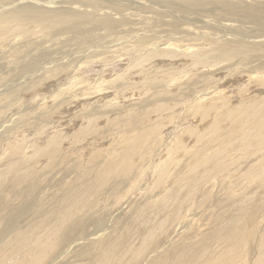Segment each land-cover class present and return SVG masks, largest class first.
Wrapping results in <instances>:
<instances>
[{
  "label": "rangeland",
  "instance_id": "rangeland-1",
  "mask_svg": "<svg viewBox=\"0 0 264 264\" xmlns=\"http://www.w3.org/2000/svg\"><path fill=\"white\" fill-rule=\"evenodd\" d=\"M90 1H91V3H89L88 1H85V2L87 4H93V6L97 9H93V8L91 9L90 7H89L90 9L89 8L85 9V6L88 7L87 5L83 4V6H82L81 4H79V3H82L83 0H0V6H1L0 7V16H2L1 14H3V13L7 14V12H8V14H10V13L15 12V11H19V10H23V9H29V8H30V10L33 9L36 11H38V10L39 11H47V10L50 11V10H52L56 13H62L63 12L62 14H64V13L66 14L69 12L75 13V12H80V11L85 13V10H86L87 13L91 14L92 19H93V17L96 19L97 18L101 19L102 17H104V16L107 17V15H108V18L110 19V21L112 19V22H113V26H112L113 29L111 27L109 29H105L104 27H100L99 26L100 24L94 25L93 23L91 24L90 22H88L86 19H82V21L80 20L79 23L77 22V27L81 30V32L80 31H75L73 33H70L68 31L63 32L62 30H64L65 26H59V27H56L53 29H49L47 31H45V30L39 31L40 33H38L37 35H36V33L32 32V35H28L25 37L24 36L16 37L14 39L9 38L6 41H3L2 44H0V47L2 46L0 48V98H2V100H3L2 101L0 99V101H2V102H0V156H1L0 157V174L2 172H4L6 170V168L14 161H16L19 164L20 163L23 164L21 167L25 170L24 172L22 170H20L19 172L16 171L15 173H10V174L4 175L2 178V183L0 184V199H1L0 205L2 206V207L0 206V238L1 237L3 238V239L2 238L0 239V242H1L0 245L3 246V243H4V244L9 245V248L12 249L11 250L12 252L11 251L5 252V253L2 251H0V252L4 256L17 255L16 257L19 258L20 262H23V260L25 258L28 260L31 259L33 263L34 262L38 263V262H40V260L42 261L44 259L39 264H51L53 262L54 263L56 262L57 264H64V263L65 264H93L94 261H96V259L98 257L100 258V255H102L104 252L108 251L109 248L113 245H116V251H118V252L115 251V254L119 253L120 251H124V249L126 251L128 249H131V248H135V250L141 249L142 247H141V243L139 242V237L142 236L144 234V232H146L145 230L149 226V225H145V224L142 225L141 220H144L145 217H147V216L152 218V216L148 212H146L145 217H143V218L140 217L137 219H135V218H136V215L137 216L139 215L136 212L139 210L140 206L143 205L144 201L147 199L144 191L146 188L151 187V186H147V185H149V184L152 185L153 182L155 181V178H152L150 169H148V166H151V161L150 160H141L138 156L141 154H138L137 156H136V154L134 155L136 157H134L133 162H134L137 170H138V168L148 169L145 172V174L142 177H140L142 179L140 180V178H139L140 181L137 184L136 188L131 187L129 185L130 182L135 179V177H136L135 173L130 174L131 177L134 176V177H132L133 179L130 176L126 177L125 180L120 179V178H116L117 180L112 179L109 182H107L104 186L100 185L96 179V176H95L96 175V167H95L96 163H98V162L102 163L105 160V158L107 156V153H106L107 151H109V152H111L113 150H116V151L118 150V152L120 151V147L117 146L118 142H115V140L116 139L118 140L119 139L118 137L122 138V135L124 133L131 131L130 130L131 126H133L134 128L135 127H139V128L141 127L140 128L141 131H146L148 129H151L152 126L155 127V126H158L160 123H162V126L164 127L163 131H161L162 134L160 136V133L157 132L159 134V136L155 138V141L158 142L160 140V137H161V143L159 145H157V149L154 150V153H152V156H154L153 159H155L154 161H158L159 160L158 153L162 149H164L165 147L166 148L170 147L171 146L170 142L173 141L174 137L175 138L179 137L180 133H176L178 135H176V134L174 135V132L176 130L179 132L180 130L188 129V127L189 128L192 127V128H190L191 130L196 129V128H199V129L204 128L205 129V127H203V123H200V121L198 119L199 117L198 118L194 117L191 119V117H190L191 115L188 113V107H190V105H192V104H195L197 102L196 99L198 97L202 96V94H204L207 91L210 92L211 90L216 89V92H214L212 95L208 96L207 99L216 98L218 95L223 94L224 96L226 95L225 97L229 100L230 105L234 104L235 106L237 105V101L239 100V99H237V98H239L237 96H240L241 91H245V93L243 95L247 99V101H250L254 98H255V100L259 99L261 97L264 98V96H263L264 95V89H263L264 87H260L257 84L256 79L253 81L250 80V77L255 78L256 77L255 75L257 73H264V0H171L173 5H172V3H169V6L167 5L168 0H90ZM165 1H167L166 2L167 4L165 3ZM190 1L193 4H191ZM152 2H155V3H153V5H152ZM158 2H160V3H158ZM140 4H141V6H140ZM154 4H156L158 6H156ZM187 4L189 6V9L192 11H189V13H186L184 11L183 12L178 11L180 9L185 10L188 7ZM196 4L199 5L198 8H197ZM103 5H104V7H103ZM75 7H76V10H75ZM230 7L232 9L235 8L236 11H233V12L229 11ZM10 9H12V10H10ZM67 9H69V10H67ZM110 10H112V11H110ZM253 10H254V12H253ZM123 11H124V13H123ZM125 11H129V13L128 12L126 13ZM134 11L136 13H134ZM141 11H144V12H141ZM154 11H156V12H154ZM250 11L253 12V14L251 15L252 19L250 21L244 20L240 14L243 15L244 13H248V12L251 13ZM148 12H150V13H148ZM256 12H258V13H256ZM121 13H123V14H121ZM140 13H142V14H140ZM154 13H157L156 14L157 17L155 16ZM116 15H118L117 18H116ZM255 15H257V16H255ZM3 16H4V14H3ZM123 16H125L126 18ZM141 16H143L142 17L143 19L141 18ZM134 17H138V18H136V20H134L135 19ZM256 18H257V20H256ZM149 19L151 21H149ZM204 19L206 20L205 23H204V21H205ZM114 20L117 23H115ZM133 20H134V22H133ZM143 20L144 21L146 20L145 22L147 24L145 22H143ZM228 20L231 21V23ZM154 21H156V22H154ZM259 21H261V22L258 24ZM128 22H129V25H128ZM130 22L132 24L136 23L138 25L134 24L135 25V28H134V25H132ZM141 22H143V23H141ZM220 22H223V23H220ZM172 23H173V25H172ZM168 24H169V26H168ZM226 24L227 25L231 24L232 27H229ZM92 25H94V26H92ZM154 25H155V27H154ZM221 25H222V27H221ZM172 26H173V28H172ZM235 26H237V27H235ZM30 27H32V28H29V29L33 30V26L30 25ZM152 27H154L155 29H153ZM182 27H184V29ZM208 27H211V30H213L214 31L213 33H215V34H212V31H210L209 30L210 28H208ZM223 27H224V29H223ZM234 27L238 30L236 31V29ZM149 28L153 29V30H149ZM231 29H232V31H231ZM128 30L130 33L127 32ZM162 30H164V31H162ZM192 30L194 31V33ZM203 30L204 31L207 30V31L204 32ZM60 31H62V32H60ZM138 33H140V34H138ZM179 33H181V35ZM206 33H207V35L209 34L208 36H210V37H208L206 35ZM156 34H157V36H156ZM210 34L212 35V37H216V36L222 37L226 41L233 42L234 45L237 44V46L239 45L240 42H241L240 44L245 42L244 44L246 46H249L248 44H250V46H252V47H254L255 45H258L259 50L262 47L261 48L262 51H257V50L253 51L248 56L250 59L248 58V60L245 62H241L240 59H236L233 61V63L235 65H233V63L230 64L231 67L229 64H228L229 67L228 66L226 67L225 64H220L221 67L218 66L217 68L211 69L208 71H207V69H199V68H195L193 70L192 65L187 63L185 65V71L187 69L189 70L192 68V71L189 73V75L188 74L187 75L183 74L182 76L179 75V78L174 80L172 83H158L154 86L152 85L151 87H146V89H144L142 94H141L142 96L141 95L139 97L135 96L133 99H130L125 104H123V103L120 104L119 107L117 106L118 108L116 107V109H117L116 111L114 110L115 108L113 107V105L109 108H106V109L102 108V106H103V105H101L102 103H98L97 100L95 101V103H97V104H95L93 101L91 103H85V105L83 103H81V101L77 100V98H81V97H79V95H80L79 92L84 90L86 88L85 86H87V84L89 86H91L93 84V82L95 85H96V82L98 85H100L102 82H105L104 84H102L101 89L108 88L109 89L108 92L112 93V94L114 92H116V90L119 91L122 89L125 90L124 88H130L129 86H126V85H130L129 81H126V80H124V82L119 81L120 83L119 82L117 83L118 84L117 88H119V87L120 88L119 89L116 88L115 91L113 92L114 89H113L112 84H107V83L110 82L109 78H111V80L113 79L111 77L112 75H114L112 73V71L118 72V71L123 70V68L126 67V64L130 61L128 59H131V57L133 56V51H135V49L138 50V47L140 46L139 44H142V47H144L145 42L146 43L148 42L145 45L144 49H146L147 46L149 45L148 49L151 48V50H153V49L155 50L156 47L160 43H169L172 45H176V47H178V53H181V52L187 53L188 51H189L188 53H191L190 48L192 49V51L196 50V49H201V48L202 49L205 48V49H203V51H206V50L208 51V50L213 48V42H214L213 39L211 38ZM226 34H228V35H226ZM142 35H144V36L142 37ZM214 35H216V36H214ZM136 37L139 38L140 42H138L139 40ZM150 37H152L153 40ZM197 37H199V38H197ZM160 38H161V40H159ZM200 38L202 39V41ZM166 39H168V40L170 39L169 42ZM17 40H19V41H17ZM176 40H178V41H176ZM150 41L152 42L151 44L149 43ZM157 41H158V43H157ZM8 43H10V46ZM136 44H138V45H136ZM134 45H136L137 47ZM180 45H182V46H180ZM8 46H9V49H8ZM179 47H181V48H179ZM199 47H201V48H199ZM129 49L131 51H129ZM132 49H133V51H132ZM180 49H182V51ZM13 51H15V52H13ZM80 51H82V52H80ZM93 51H94V53H93ZM124 52H126V53L124 54ZM129 52H131L132 54H130ZM91 54H93V56H91ZM123 54H124V56H122ZM129 55H130V57H129ZM119 58H121V59H119ZM91 60L96 61V63H93L94 68H95L93 71H91L90 68L85 69L87 62H89ZM160 60H162V59H160ZM160 60H159V62H161ZM183 60L185 61L186 59H183ZM174 61L176 62V64H173L171 66L174 68L173 76L174 75L176 76L180 73L181 69L183 70L182 64L180 62L182 60L175 59ZM166 63L167 62H165V61L162 64L160 63L161 65H164L162 70L166 69V67H165ZM240 63H241V66H240ZM83 65H85V66H83ZM72 66H73V68H72ZM119 68H121V69H119ZM223 68H227V69L224 71L218 72V70H222ZM240 68H242V70ZM80 69H81V71H80ZM83 70H85V71H83ZM105 70H106V72H105ZM45 71L48 72L49 74H47ZM198 71L201 72V74ZM254 71H255V74H254ZM50 72H52V73H50ZM79 72H82V73H79ZM100 72L105 73V76H103L104 74L100 73ZM163 72H165V71H163ZM226 72H228V73H226ZM239 72L241 73L242 76L241 75L239 76V74H240ZM97 73L100 75H98ZM246 73H248L249 76ZM82 74H84V76H86V82H88L87 84H86V82H83V80L80 78V76ZM107 74H108V76H107ZM210 74H212V75H210ZM250 74L251 75L253 74V76H251ZM95 75H97V77ZM231 76H233L234 78ZM238 76H239V78H238ZM152 77H154V76L152 75ZM100 78H102L101 83L99 82ZM185 78H186V80H185ZM240 78H242V79H240ZM103 79H104V81H103ZM229 79L231 80V82ZM247 79H249V80H247ZM95 80H96V82H95ZM214 80H216V81H214ZM245 80L247 82H245ZM202 81H204V83ZM89 82H90V84H89ZM213 82H215V83H213ZM218 83H220V84H218ZM79 84H81L82 86ZM94 84L91 87H94L95 86ZM226 84H228L229 86ZM220 85H223V86H220ZM109 86H111L110 88H112L111 92H110ZM155 88H157L159 90H157ZM175 88H176V90H175ZM235 89L236 90L238 89V90L236 91ZM60 90L61 91L65 90V92L66 91L67 92L62 93ZM166 90H168V91H166ZM218 90L219 91L221 90V91L219 92ZM233 90H234L235 94H234ZM169 91L170 92L174 91L173 93L177 94V96H175L174 98L179 99L175 102H172V105H174V107H176V108L174 109V111H175L174 117L170 122L166 123V118L163 117L162 113H151L149 116L150 118L148 117L147 121H141L138 124H134V122H132V121H131L132 122L131 125H130V123L126 124V122H124V120H125V119H123L124 115H125V113H123L125 111L124 109H128L127 111L132 109L135 111L134 115H136L141 110H143L145 108H151L153 106L152 104L155 101H152V100L155 99V95H159V97L162 99L170 98L168 95ZM68 92H70V93L67 94ZM260 92H262V95ZM59 93H62L63 95L57 96V98H55V95L59 94ZM191 93H193V94H191ZM224 93H226V94H224ZM144 94H145V96H144ZM197 94H199V95H197ZM72 95L77 96L76 100H75V98H73L75 96H72ZM248 95H250L251 97ZM5 96H7V97L5 98ZM60 97H62V98H60ZM184 98H187V99H184ZM233 98L234 99L236 98V99L234 100ZM74 100L77 101V103H75ZM69 101H71V103H69ZM146 101H148V102H146ZM78 103H80V104H78ZM144 103H148V104L145 105ZM71 104L75 108L78 106L79 107L77 109H75L74 107L72 108ZM73 104H76V105H73ZM184 104H185V106H183ZM67 105H69V106H67ZM99 105H101V106L97 107ZM136 105H139V106H136ZM59 106H60V108H59ZM89 106H90V108H89ZM125 106L126 107L132 106V107L126 108ZM86 107L89 109H86ZM71 108L73 110H71ZM97 108L99 109V111ZM139 108H141V110ZM61 109H62V111H61ZM92 109L94 111L97 110L99 114H102L100 112H103L104 114H102V115H105V112H107V111L111 112L110 115L115 113V112H118V113H116V117L120 118L119 116H121L120 119H122V121L117 122L116 126H114L113 124H108L111 122H109V121L107 122L106 119H105L106 121L103 119V120H101L102 124L99 126L100 128H99L98 133H94V134L86 136L87 138L84 137L83 139H80L82 141L79 143H78V139H77L76 143L72 142L73 140H71V139H73L74 134L76 132H78V130L81 128L82 124L84 123V121L82 119H80L81 115L86 114L87 112L93 111ZM60 112H62V113H60ZM119 112L123 113V114L120 115ZM69 113H70V115H68ZM133 118L134 117H132V120H133ZM195 118L198 119L197 124H196V120H194ZM77 119H79V120H77ZM70 120H71V122L75 121L76 123L75 122L71 123ZM186 120H187V122H186ZM189 120L190 121L193 120L192 122H195V123L193 124ZM142 122L143 123L145 122V124H143ZM185 122H186V124H185ZM188 124L191 126H189ZM173 125H175V126L173 127ZM183 125L185 127L186 126L187 127L185 128ZM198 125H199V127H197ZM195 126H196V128H194ZM179 127H181V128H179ZM178 128H179V130H178ZM15 130H16V133H14ZM46 130H47V132H46ZM11 131H13V132H11ZM29 132H30V134H29ZM163 132L166 133V137H165V134ZM7 133H8V135H7ZM55 133H56V135L57 134L63 135L64 139L60 143V147L59 148L57 147L56 148L57 150L56 149L54 150L53 161L48 162V160L46 158V151L49 149L46 148L45 142H47L48 138H50ZM99 133H101V134H99ZM24 134L30 136L29 141L32 139H33V141L35 139H36L35 141H37V139H39L37 141L39 143V145L37 144V142L36 143L33 142V146L28 144V145H24L25 148L23 147V150H24L23 152H25L24 156L26 158L29 157V159H30L28 163L17 161V160H19V156L11 157L10 156V149H7L9 147V144H11L13 141H15L17 139V135H24ZM67 134H68V136H67ZM6 135H7V137L5 138ZM92 135H93V137H92ZM131 135L132 134H130V136ZM12 136L14 138H11ZM107 137H109V138H107ZM100 138H102L103 141ZM1 139H3V140H1ZM184 139L187 140V143L189 144V146L192 147L191 144H192L193 138L191 140V137L188 136ZM44 140H45V142L43 143ZM86 140H87V143H86ZM162 141H164V142L162 143ZM40 142H41V144H43V146L40 144ZM73 143H75L77 145L75 146ZM85 143H86V145H85ZM114 143H115V145H114ZM64 144H65V146H64ZM81 144H82V146H80ZM38 146H40V149L44 148L45 153L43 156H38L37 155L38 152H36V153L33 152L34 151L33 148L38 147ZM61 146H64V148ZM105 146H106V148H105ZM65 147H67V148H65ZM109 147H111V148H109ZM70 148H71V151H70ZM75 148H77V149L75 150ZM93 148L101 149V150L106 151V152H103L100 154L99 157H102V158L100 160H98L94 165H90L87 163L80 164L77 160L78 154L82 153V154L88 155L89 150H90V152H91V150H95ZM215 149L216 148H214L213 151H215ZM5 150H8L7 154L4 153ZM86 151L88 152V154ZM28 152H32V153H28ZM1 153H3V154H1ZM180 153H181V151H180ZM27 154H28V157H27ZM62 154H63V156H62ZM67 156H68V158H67ZM183 157H184V159H183ZM16 158H18V159L15 160ZM65 158H67V159H65ZM180 158L182 159L181 161H179V158H178V162L180 163V165L172 171V176H174L175 178L181 176L187 170V165H186V163L188 161L187 155H182V156H180ZM40 160L42 161V163ZM68 161H70L72 163L69 164L70 162H68ZM243 164H245V165H243ZM81 165H83V167ZM24 166H26V167H24ZM236 166H238V167L241 166L240 167L241 169H243V168L245 169L247 167V163L243 160H240L237 163L235 162V164L231 167L232 172H234L238 168V167L235 168ZM33 169H35V170H33ZM38 169L40 170L39 173H38ZM42 171L44 173H42ZM89 174H90V177H89ZM43 175H44V177H43ZM23 176H25V177H23ZM13 177H15L17 179L16 183H12ZM33 178H34V180H33ZM35 179H37V180H35ZM127 180L128 181L130 180V181L127 182ZM233 180L235 182H240V184L242 181L244 186L241 188L247 189L246 192L247 191L248 192L253 191L252 193H254V195H256V197L258 196L259 192H261V194L264 195V192L261 191V189L264 187L263 182L257 181L256 185L255 184H248V187L245 188L247 186V184H246L247 181L244 180L241 177V175L237 178L233 175L231 180H226V182H224V183L221 182L220 185H217V186H212V184L203 185L195 193L197 196V197L195 196V198L196 199H198V197L201 198L202 195L211 192L212 197H215V199L211 202V204L207 203V205L205 206L206 208L210 209L211 207H213V205H216V197L219 198V196L221 194H223V192H222L223 185L228 184L226 186V187H228L229 181H233ZM30 181H31V183H30ZM87 182H88V184L86 185ZM25 183H28V184H25ZM143 183H145V184H143ZM168 183H170L169 180H168L166 185H168ZM23 186H25V187H23ZM98 186H99V188H98ZM258 186L260 189L258 188L256 190L255 188ZM79 187H81V188H79ZM251 187H253V188H251ZM87 188L89 190H87ZM95 188L96 189L98 188V190H97L98 192L96 191L94 193L93 191L96 190ZM211 188H213V191ZM249 188H251V189L248 190ZM81 189L82 190L84 189L83 191H85V190L88 191L86 199L79 201V203L76 205L70 203L67 200V198L70 197L71 195L75 194V193L82 191ZM93 189H95V190H93ZM107 189H110L111 191L107 190ZM19 190H21V191H19ZM67 190L70 191L71 193H69ZM76 190H78V191L76 192ZM112 192H113V194H111ZM235 192H236V195H238V199H240V200L241 199H247V194L245 195V192H243V191H242L243 194H241L239 192L238 187H235ZM256 192H258V193H256ZM66 193L68 195L67 197L65 196ZM6 196H8L7 197L8 199L6 198ZM79 196H81V195H77V199L80 198ZM147 196H148V194H147ZM90 199H92V200H90ZM84 201H86V202H84ZM195 201H197V200H195ZM13 202H14V204H13ZM19 202H20V204H19ZM39 205H40V207H39ZM195 205H197V204H195ZM19 206H21L23 209H25L26 212L25 211L23 212V209H21V207L18 208ZM71 206H72V208H71ZM84 207H85V209H84ZM199 210L202 211L203 207H200ZM43 212H44V214H42ZM133 212H134L135 216H134ZM223 213L224 212H221V214H213V215L211 214L206 220L202 219L204 222L199 221L198 226L200 228L197 229L195 232L190 233V234H189L190 231L184 227L185 225L183 224V222L180 223L181 225L176 224L178 227H179V225L181 226L180 228H181L182 232H181V230H179L181 233L177 231L178 228H175L177 226L176 225L173 226V224H172L166 230L167 234L158 237V239L156 241L158 244L155 245L156 242L153 244V248H152L153 251H151L152 249L149 250L142 259H140L139 261H137L134 264H145V263L150 264L151 259H153V257L155 256V253L157 251L161 252L159 254V258L166 256L165 254L167 252H165L164 254H162V253L164 252V250L168 251V247H169L167 245L168 242L174 241L173 243H175V245H173L172 247H169L170 251L168 254L173 253V251H179V252L182 251L180 246H181V244H183L185 242L187 244L191 245L190 247H192V248H194V246L197 244L207 243V239L210 240L209 237H211V236L217 237L220 234L219 229L214 228L213 224L211 222L217 221L220 224L223 223L224 226H226L228 221L231 219L230 214L235 213V212H230V213H225V214H223ZM45 214H48V215H45ZM68 214H69V216H68ZM40 215L43 217H41ZM33 217L35 219H33ZM48 217H49V219H48ZM56 217H58V218H56ZM62 217L64 218V220L61 219ZM153 219H154V221H157V218L154 217ZM2 220L5 221V222H3V224H2ZM44 220H46V221H44ZM195 220H196V218H195ZM66 221H69V222H66ZM152 222H153V220H152ZM59 223L62 224V227L58 231H55V229L57 228ZM7 224L9 225V227L7 226ZM49 224H51V225H49ZM6 226L8 227V229L10 228L9 232H8V229H4V228H7ZM51 228H53V229L51 230ZM261 228H262V226H261ZM183 229H185L184 232H183ZM61 230H62V232H61ZM21 231L23 233H21ZM57 232H59V233H57ZM171 232H172V235H171ZM2 233H4V234H2ZM14 233H15V235H14ZM207 233H209V234H207ZM8 234H9V236H8ZM26 237L27 238L31 237L34 242H35V239L38 237L36 240L37 241L39 240L38 242L40 244V247H35L31 243L27 247L28 249L25 248V245L22 244V241ZM173 237H175V238H173ZM195 238L198 239V242H196ZM174 239H176L177 241ZM104 240H106V241H104ZM178 240H180V241H178ZM135 241H136V243H135ZM230 241L232 242L233 239L231 238ZM160 242H161V244H160ZM193 242H194V244H192ZM179 243H181V244H179ZM108 244L110 247L108 246ZM18 246H19V248H18ZM52 246H53V248H52ZM175 246H176V248H175ZM29 247H30V249H29ZM48 248H49V250L47 251L46 249H48ZM98 248H100V249H98ZM96 249H98V250H96ZM36 252H38V253L36 254ZM149 252L151 254H148ZM24 253H25V255H24ZM44 253H47V256H46V254L42 256V254H44ZM62 253H63V255H62ZM88 254L90 257L88 256ZM18 255H20V256H18ZM60 256H62V257L60 258ZM116 256L120 257V255L119 256L116 255ZM16 257L8 260V262L6 260V262H2V264L10 263L11 261L12 262L19 261V260H17ZM27 257H29V258H27ZM34 259H35V261H34ZM87 261H89V262H87ZM20 262L17 264H21Z\"/></svg>",
  "mask_w": 264,
  "mask_h": 264
},
{
  "label": "bare ground",
  "instance_id": "bare-ground-1",
  "mask_svg": "<svg viewBox=\"0 0 264 264\" xmlns=\"http://www.w3.org/2000/svg\"><path fill=\"white\" fill-rule=\"evenodd\" d=\"M85 1H88L89 3H91L90 0H83L82 3H79L83 6L87 5L88 7L85 6L86 8H93V9H97L93 6V4H87ZM171 1V0H170ZM168 0L165 1V3L169 6V3H172V1L170 2ZM120 2V1H119ZM127 2V1H126ZM188 2V1H187ZM30 3V2H29ZM42 3V2H41ZM155 2H152V5ZM160 3V2H158ZM177 3V2H176ZM191 3V1H190ZM198 3V2H197ZM213 3V2H212ZM57 4V3H56ZM116 4V3H115ZM193 4V3H191ZM28 5V4H27ZM51 5V4H50ZM60 5V4H59ZM66 5V4H65ZM75 5V4H74ZM122 5V4H121ZM151 5V6H152ZM156 5V4H154ZM171 5V4H170ZM173 5V3H172ZM195 5V4H194ZM197 5V4H196ZM255 5V4H254ZM30 6V5H29ZM40 6V5H39ZM42 6V5H41ZM101 6V5H100ZM99 6V7H100ZM114 6V5H113ZM133 6V5H132ZM141 6V4H140ZM158 6V5H156ZM175 6V5H174ZM188 6V4H187ZM186 6V7H187ZM199 5H197L198 8ZM1 7V6H0ZM61 7V6H60ZM63 7V6H62ZM104 7V5H103ZM122 7V6H121ZM155 7V6H154ZM196 7V6H195ZM249 7V6H248ZM42 8V7H41ZM89 8V9H90ZM106 8V7H105ZM140 8V7H139ZM143 8V7H142ZM141 8V9H142ZM145 8V7H144ZM192 8V7H191ZM39 9V8H38ZM37 9V10H38ZM107 9V8H106ZM133 9V8H132ZM131 9V10H132ZM154 9V8H153ZM152 9V10H153ZM157 9V8H156ZM155 9V10H156ZM12 10V9H10ZM42 10V9H41ZM69 10V9H67ZM66 10V11H67ZM76 10V7H75ZM108 10V9H107ZM136 10V9H135ZM140 10V9H139ZM109 11V10H108ZM112 11V10H110ZM146 11V10H145ZM149 11V10H148ZM158 11V10H157ZM163 11V10H162ZM174 11V10H173ZM179 12H186L189 13V11H192L189 9V6L184 10V9H180L178 10ZM229 11L233 12L236 11V9H232L231 7L229 8ZM249 11V10H248ZM61 12V11H60ZM104 12V11H103ZM126 13L129 11H125ZM144 12V11H141ZM156 12V11H154ZM194 12V11H193ZM251 12V11H250ZM254 12V10H253ZM253 12L251 13H244L243 15H241V17L244 20H248L250 21L252 19L251 15L253 14ZM63 13V12H62ZM56 13L52 10H47V11H36V10H30L29 9H23V10H19V11H15L12 12L10 14L3 13L1 14L2 16H0V44L3 43V41H6L9 38H16V37H22V36H28V35H32L33 33H36V35L38 33H40L39 31H47L49 29H53L59 26H65L64 30H62L63 32L68 31L70 33H73L75 31H80L81 30L77 27V22L79 23V21L82 19H86L88 22H90L91 24L93 23L94 25L100 24V27H104L105 29H109L110 27L112 28L113 26V22L112 19L110 21V19L104 16L101 19L100 18H94L92 19L91 14L87 13L85 10V13H83L82 11L80 12H69V13ZM107 13V12H106ZM124 13V11H123ZM121 13V14H123ZM134 13H136L134 11ZM150 13V12H148ZM152 13V12H151ZM191 13V12H190ZM202 13V12H201ZM209 13V12H208ZM258 13V12H256ZM132 14V13H131ZM142 14V13H140ZM145 14V13H144ZM155 16L157 17V13H154ZM160 14V13H159ZM255 14V13H254ZM138 15V14H137ZM202 15V14H201ZM93 16V15H92ZM118 15H116L117 18ZM122 16V15H121ZM151 16V15H150ZM257 16V15H255ZM112 17V16H111ZM125 17V16H123ZM129 17V16H128ZM127 17V18H128ZM143 16H141L142 18ZM160 17V16H159ZM115 18V19H116ZM126 18V17H125ZM132 18V17H131ZM136 20V18L138 17H134ZM197 18V17H196ZM210 18V17H209ZM129 19V18H128ZM127 19V20H128ZM143 19V18H142ZM169 19V18H168ZM172 19V18H171ZM262 19V18H261ZM133 20V22H134ZM138 20V19H137ZM154 20V19H153ZM152 20V21H153ZM199 20V19H198ZM205 20V19H204ZM257 20V18H256ZM260 20V19H259ZM146 21V20H145ZM143 20V22H145ZM149 21H151L149 19ZM171 21V20H170ZM226 21V20H225ZM229 21V20H228ZM115 22V20H114ZM141 22V23H143ZM156 22V21H154ZM206 22V20L204 21V23ZM231 23V21H229ZM256 22V21H255ZM261 21L258 22V24ZM117 23V22H115ZM131 23V22H130ZM140 23V22H139ZM146 23V22H145ZM150 23V22H149ZM153 23V22H152ZM210 23V22H209ZM223 23V22H220ZM238 23V22H237ZM236 23V24H237ZM132 24V23H131ZM136 24V23H134ZM132 24V25H134ZM147 24V23H146ZM175 24V23H174ZM208 24V23H207ZM206 24V25H207ZM219 24V23H218ZM217 24V25H218ZM30 25L33 26V30L29 29L32 28L30 27ZM92 25V26H94ZM115 25V24H114ZM129 25V22H128ZM131 25V26H132ZM138 25V24H136ZM173 25V23H172ZM178 25V24H177ZM210 25V24H209ZM220 25V24H219ZM218 25V26H219ZM227 25V24H226ZM117 26V25H116ZM165 26V25H164ZM163 26V27H164ZM169 26V24H168ZM179 26V25H178ZM184 26V25H183ZM229 27H232L231 24L227 25ZM138 27V26H137ZM145 27V26H144ZM155 27V25H154ZM154 27H152L153 29H155ZM167 27V26H166ZM187 27V26H186ZM185 27V28H186ZM216 27V26H215ZM222 27V25H221ZM237 27V26H235ZM234 27V28H235ZM78 28V29H77ZM95 28V27H94ZM115 28V27H114ZM132 28V27H131ZM135 28V25H134ZM143 28V27H142ZM170 28V27H169ZM173 28V26H172ZM175 28V27H174ZM178 28V27H177ZM184 29V27H182ZM198 28V27H197ZM209 30L212 31V34L214 31L211 30V27ZM240 28V27H239ZM247 28V27H246ZM113 29V28H112ZM141 29V28H140ZM145 29V28H144ZM150 29L149 30H153ZM168 29V28H167ZM217 29V28H216ZM224 29V27H223ZM236 29V28H235ZM143 30V29H142ZM197 30V29H196ZM215 30V29H214ZM218 30V29H217ZM222 30V29H221ZM238 29H236L237 31ZM60 31V32H62ZM131 31V30H130ZM164 31V30H162ZM193 31V30H192ZM204 31V30H203ZM207 31V30H205ZM204 31V32H205ZM216 31V30H215ZM232 31V29H231ZM235 31V30H234ZM129 32V30L127 31ZM133 32V31H132ZM167 32V31H166ZM165 32V33H166ZM179 32V31H178ZM181 32V31H180ZM198 32V31H197ZM222 32V31H221ZM130 33V32H129ZM194 33V31H193ZM235 33V32H234ZM58 34V33H57ZM56 34V35H57ZM63 34V33H62ZM69 34V33H68ZM83 34V33H82ZM140 34V33H138ZM142 34V33H141ZM181 35V33H179ZM197 34V33H196ZM222 34V33H221ZM237 34V33H236ZM45 35V34H44ZM153 35V34H152ZM159 35V34H158ZM179 35V36H180ZM207 35V33H206ZM209 35V34H208ZM207 35V36H208ZM211 35V34H210ZM228 35V34H226ZM260 35V34H259ZM85 36V35H84ZM93 36V35H92ZM141 36V35H140ZM144 35H142L143 37ZM157 36V34H156ZM161 36V35H160ZM164 36V35H163ZM172 36V35H171ZM178 36V37H179ZM216 36V35H214ZM222 36V35H221ZM40 37V36H39ZM146 37V36H145ZM153 37V36H152ZM150 37V38H152ZM203 37V36H202ZM210 37V36H208ZM45 38V37H44ZM138 38V37H136ZM147 38V37H146ZM199 38V37H197ZM205 38V37H204ZM207 38V37H206ZM213 39V48L210 50H206L203 51V49L205 48H201V49H196L193 50L190 48L191 53H185V52H181L178 53V47H176V45H172L169 43H160L156 49L151 50V48L148 49V46L146 49L145 45L148 43L145 42L144 47H142V44H139L140 46L138 47V50L135 49V51H133V56L131 57V59L127 64L126 67L123 68V70L121 71H112V73L114 75H112L111 77L113 78L111 80V78H109V81L107 84H112L113 86V92L115 91V89L117 88V83L119 81H129L130 85H126L129 86L130 88H124L125 90H119L116 92L109 93L108 92V88H102V84H104L105 82L101 83L102 78H100V85L97 84L96 80V85L94 87L89 86L86 82V76H84V74H82L80 76V78L83 80V82H86L87 86H85L86 88L82 91L79 92V97L81 98H77L78 101H81V103H83L85 105V103H91L97 100L98 103H102L101 105L102 108L106 109L109 108L113 105V107L115 108L114 110L116 111V107L120 104H125L126 102H128L130 99H133L135 96L139 97L143 90L146 89V87H151L152 85H156L158 83H172L174 80H176L177 78H179V75L182 76L183 74H188L195 68H199V69H207L211 70V69H215L218 66L221 67L220 64H225L226 67L233 63L234 60L236 59H240L241 62H245L248 60V56L250 53H252L253 51L257 50V51H262V47L259 50L258 45H253L254 47L250 46V44H248L249 46H246L244 43L240 44L237 46L233 44V42L231 41H226L224 40L222 37H212ZM81 39V38H80ZM144 39V38H143ZM183 39V38H182ZM201 39V38H200ZM209 39V38H208ZM20 40V39H19ZM17 40V41H19ZM58 40V39H57ZM139 40V38H138ZM153 40V38H152ZM161 40V38L159 39ZM168 40V39H166ZM170 40V39H169ZM168 40V42H169ZM172 40V39H171ZM229 40V39H228ZM62 41V40H61ZM142 41V40H141ZM178 41V40H176ZM200 41V40H199ZM202 41V39H201ZM140 42V40L138 41ZM243 42V41H242ZM17 43V42H16ZM78 43V42H77ZM120 43V42H119ZM150 44L152 43L151 41L149 42ZM158 43V41H157ZM180 43V42H179ZM10 46V43H8ZM7 44V45H8ZM15 44V43H14ZM79 44V43H78ZM126 44V43H125ZM130 44V43H129ZM154 44V43H153ZM178 44V43H177ZM24 45V44H23ZM87 45V44H86ZM122 45V44H121ZM138 45V44H136ZM134 45V46H136ZM8 46V49H9ZM17 46V45H16ZM27 46V45H26ZM25 46V47H26ZM118 46V45H117ZM155 46V45H154ZM175 46V47H174ZM182 46V45H180ZM2 47V46H1ZM0 47V48H1ZM7 47V46H6ZM97 47V46H96ZM124 47V46H123ZM137 47V46H136ZM211 47V46H210ZM4 48V47H3ZM16 48V47H15ZM21 48V47H20ZM114 48V47H113ZM117 48V47H116ZM181 48V47H179ZM189 48V47H188ZM17 50V49H16ZM182 51V49H180ZM179 50V51H180ZM185 50V49H184ZM189 50V49H188ZM79 51V50H78ZM122 51V50H121ZM129 51H131L129 49ZM15 52V51H13ZM82 52V51H80ZM120 52V51H119ZM94 53V51H93ZM97 53V52H96ZM105 53V52H104ZM126 52H124L125 54ZM130 54H132L131 52H129ZM124 54L122 56H124ZM91 56H93V54H91ZM116 56V55H115ZM128 57V56H127ZM130 57V55H129ZM128 57V58H129ZM121 59V58H119ZM162 59V60H160ZM175 59H180L182 61V68L180 73L178 75H174V68L171 66L173 64H176V62L174 61ZM183 59H186L185 61ZM250 59V58H249ZM80 60V59H79ZM159 60L161 62H159ZM167 62L165 64L166 69L162 70V68L164 67V65H161L163 62ZM237 62V61H236ZM96 63V61H89L87 62L85 69H91V71H93L94 68V64ZM161 63V64H160ZM189 63L192 65L191 69H187L185 71V65ZM256 63V62H255ZM229 64V65H228ZM245 64V63H244ZM253 64V63H252ZM93 65V66H92ZM102 65V64H101ZM233 65H235L233 63ZM237 65V64H236ZM248 65V64H247ZM56 66V65H55ZM112 66V65H111ZM117 66V65H116ZM178 66V65H177ZM241 66V63H240ZM243 66V65H242ZM246 66V65H245ZM181 67V66H180ZM231 67V65H230ZM233 67V66H232ZM249 67V66H248ZM252 67V66H251ZM73 68V66H72ZM84 68V67H83ZM118 68V67H117ZM245 68V67H244ZM109 69V68H108ZM121 69V68H119ZM227 68H223L222 70H218V72L220 71H224ZM234 69V68H233ZM236 69V68H235ZM242 70V68H240ZM76 70V69H75ZM198 70V69H197ZM81 71V69H80ZM85 71V70H83ZM165 71V72H163ZM46 72V71H45ZM53 72V71H52ZM50 72V73H52ZM77 72V71H76ZM106 72V70H105ZM199 72V71H198ZM47 74H49L48 72H46ZM82 73V72H79ZM96 73V72H95ZM103 73V72H100ZM111 73V72H110ZM201 74V72H199ZM211 73V72H210ZM228 73V72H226ZM225 73V74H226ZM240 73V72H239ZM64 74V73H63ZM98 74V73H97ZM105 76V73H103ZM245 74V73H244ZM248 74V73H246ZM255 74V71H254ZM77 75V74H76ZM100 75V74H98ZM152 75L154 77H152ZM212 75V74H210ZM231 75V74H230ZM229 75V76H230ZM234 75V74H233ZM241 75V73L239 74V76ZM251 75V74H250ZM51 76V75H50ZM70 76V75H69ZM91 76V75H90ZM97 77V75H95ZM108 76V74H107ZM201 76V75H200ZM214 76V75H213ZM212 76V77H213ZM235 76V75H234ZM238 76V78H239ZM242 76V75H241ZM249 76V74H248ZM253 76V74L251 75ZM256 77H250V80H257V84L260 87H264V73H257L255 75ZM54 77V76H53ZM74 77V76H73ZM95 77V78H96ZM101 77V76H100ZM215 77V76H214ZM233 77V76H231ZM230 77V78H231ZM236 77V76H235ZM88 78V77H87ZM222 78V77H221ZM226 78V77H225ZM228 78V77H227ZM234 78V77H233ZM215 79V78H214ZM217 79V78H216ZM223 79V78H222ZM242 79V78H240ZM244 79V78H243ZM88 80V79H87ZM186 80V78H185ZM230 80V79H229ZM249 80V79H247ZM47 81V80H46ZM93 81V80H92ZM98 81V80H97ZM104 81V79H103ZM216 81V80H214ZM237 81V80H236ZM98 82V83H99ZM179 82V81H178ZM201 82V81H200ZM204 83V81H202ZM225 82V81H224ZM223 82V83H224ZM231 82V80H230ZM245 82H247L245 80ZM120 83V82H119ZM215 83V82H213ZM90 84V82H89ZM220 84V83H218ZM243 84V83H242ZM246 84V83H245ZM81 85V84H79ZM174 85V84H173ZM189 85V84H188ZM228 85V84H226ZM232 85V84H231ZM239 85V84H238ZM41 86V85H40ZM78 86V85H77ZM82 86V85H81ZM206 86V85H205ZM212 86V85H211ZM223 86V85H220ZM229 86V85H228ZM105 87V86H104ZM108 87V86H107ZM111 86H109L110 88ZM162 87V86H161ZM166 87V86H165ZM174 87V86H173ZM210 87V86H209ZM217 87V86H216ZM239 87V86H238ZM243 87V86H242ZM245 87V86H244ZM120 88V87H119ZM117 88V89H119ZM158 88V87H157ZM155 88V89H157ZM171 88V87H170ZM202 88V87H201ZM219 88V87H218ZM217 88V89H218ZM227 88V87H226ZM233 88V87H232ZM63 89V88H62ZM71 89V88H70ZM75 89V88H74ZM73 89V90H74ZM78 89V88H77ZM110 88V92H111ZM148 89V88H147ZM161 89V88H160ZM172 89V88H171ZM230 89V88H229ZM264 89V88H263ZM159 90V89H157ZM170 90V89H169ZM176 90V88H175ZM174 90V91H175ZM236 90V89H235ZM238 90V89H237ZM236 90V91H237ZM246 90V89H245ZM61 91V90H60ZM72 91V90H71ZM147 91V90H146ZM162 91V90H161ZM168 91V90H166ZM173 91V92H174ZM219 91V90H218ZM221 91V90H220ZM219 91V92H220ZM223 91V90H222ZM249 91V90H248ZM258 91V90H257ZM57 92V91H56ZM62 93L65 92L61 91ZM67 92V91H66ZM65 92V93H66ZM172 91L168 93L170 98H165L162 99L159 97V95H155V99L152 101L153 102V106L151 108H145L143 110H141V108H139L141 111L134 115V110H129L128 109H124L125 111L123 113H125L124 115V122L127 123H131L134 122V124H138L141 121H147L148 117L150 116L151 113H162L163 117L166 118V123L170 122L175 114L174 109L176 107H174V105H172V102H175L179 99L174 98L175 96H177V94H174ZM178 92V91H177ZM204 92V91H203ZM208 92V91H207ZM205 92L204 94H202V96L198 97L196 99V103L190 105V107H188V113L191 115V119L194 117H199V121L200 123H203V127L202 129L196 128V126L194 128L196 129H190L192 127H188V129H183L180 130L179 132L176 130L174 132V135L176 133H180L178 138H173V141H171L170 143V147H165L164 149H162L159 153H158V161H154L155 159L154 156H152V153H154V150L157 149V145H159L161 143V137L160 140L158 142L155 141V138L159 136V134L157 132L160 133V136L162 134L161 131H163L164 127L162 126V123H160L158 126H155L151 129H148L146 131H141L139 127H130L131 131H128L127 133H124L121 137H118L119 139L115 140V142H118V145L120 147V151L118 152V150H113L111 152L109 151H103L101 149H96L93 148L95 150H89V154L87 152L88 155L86 154H82L79 153L77 156V160L80 164H90V165H94L98 160H100L102 157H99L101 153L106 152L107 156L105 158V160L100 163H96L95 167H96V179L98 181V183L102 186H104L107 182H109L112 179H116V178H120V179H124L126 177H129L130 174L135 173L136 177L133 181L130 182V186L136 188L137 184L139 183V181L142 179L140 177H142L145 172L150 169L152 178H155V181L153 182L152 185H147V186H151L149 188H146L144 193L146 195V200L144 201L143 205L140 206L139 210L136 212L139 215H136V218H140V217H145V213L148 212L152 218H150L149 216L145 217L144 220L142 221V225H149L147 227V229L145 230L146 232H144V234L142 236L139 237V242L141 243V249H137L135 250V248H131L128 249L127 251L124 249V251H120L119 253L115 254L116 251V245L113 246H108L110 247L108 251L104 252L102 255H100V258L98 257L96 259V261H94L93 264H134L137 261H139L140 259H142L145 254L151 250L153 248V244L157 241L158 237L167 234L166 230L173 224H180L183 222V224L185 225L184 227L189 230V234L195 232L197 229H199L200 227L199 225V221L204 222L202 219L206 220L211 214H221V212L225 213H230V212H235L230 214L231 215V219L228 221L227 225L224 226V224H220L217 221H212L211 223L213 224L214 228H218L220 231V234L217 237H209V239H207V243H201V244H197L194 246V248L190 247L191 245L187 244L186 242L181 244L180 248L182 249V251H173V253L168 254L169 253V247H172L173 245H175V243L173 242H168V251H165L162 253L164 254L165 252H167L162 258H159V254L161 252L157 251L155 253V256L153 257V259H151V263L150 264H264V195L261 194V192H256L258 193V196L256 197V195H254V193L252 192H246L247 189H242L241 187L244 186V184L241 181L240 182H235L233 181H229V186L226 187L227 185H223L222 187V192L223 194H221L219 196V198L216 197V205H213V207H211L210 209L206 208L205 206L207 205V203L211 204V202L215 199V197H212L211 192L206 193L204 195H202L201 198L198 197V199L195 198L196 196V192L205 184H212V186H217L220 185L221 182H226V180H231L232 176L234 175L236 178L239 177L241 175V177L247 181V186L245 188L248 187V184H257V181H261L264 183V98H258L259 99H252L250 101H247V99L244 97V93L245 91H241L240 96H237L239 98L237 101V105L235 106L230 105L229 100L223 95H216V98H208V96L212 95L214 92H216V89L211 90L210 92ZM234 92V90H233ZM59 93L55 95V98H57V96H62L63 94ZM70 92H68L67 94H69ZM158 93V92H157ZM161 93V92H160ZM222 93V92H221ZM262 95V92H260ZM73 94V93H72ZM75 94V93H74ZM154 94V93H153ZM193 94V93H191ZM218 94V93H217ZM226 94V93H224ZM233 94V93H232ZM235 94V92H234ZM42 95V94H41ZM45 95V94H44ZM53 95V94H52ZM77 95V94H76ZM76 95H72L75 96L73 98H75L76 100ZM199 95V94H197ZM215 95V94H214ZM142 96V95H141ZM145 96V94H144ZM153 96V95H152ZM192 96V95H191ZM230 96V95H229ZM232 96V95H231ZM250 96V95H248ZM253 96V95H252ZM264 96V95H263ZM7 96H5L6 98ZM45 97V96H44ZM100 97V98H99ZM179 97V96H178ZM236 97V96H235ZM251 97V96H250ZM34 98V97H33ZM62 98V97H60ZM69 98V97H68ZM144 98V97H143ZM188 98V97H187ZM184 98V99H187ZM196 98V97H195ZM231 98V97H230ZM2 100V98H0ZM51 99V98H50ZM66 99V98H65ZM194 99V98H193ZM234 99V98H233ZM236 99V98H235ZM234 99V100H235ZM46 100V99H45ZM74 100V101H75ZM107 100V101H106ZM136 100V99H135ZM146 100V99H145ZM3 101V100H2ZM0 101V102H2ZM55 101V100H54ZM53 101V102H54ZM58 101V100H57ZM10 102V101H9ZM148 102V101H146ZM151 102V101H150ZM60 103V102H59ZM69 103H71V101H69ZM75 103H77V101H75ZM143 103V102H142ZM178 103V102H177ZM180 103V102H179ZM80 104V103H78ZM82 104V105H83ZM97 104V103H95ZM139 104V103H138ZM141 104V103H140ZM145 105L148 103H144ZM4 105V104H3ZM76 105V104H73ZM88 105V104H87ZM86 105V106H87ZM90 105V104H89ZM92 105V104H91ZM101 105L97 106L100 107ZM150 105V104H149ZM69 106V105H67ZM72 106V104H71ZM133 106V105H132ZM131 106V107H132ZM139 106V105H136ZM143 106V105H142ZM185 106V104L183 105ZM188 106V105H187ZM37 107V106H36ZM74 106H72L73 108ZM79 107V106H78ZM78 107H74L75 109H77ZM83 107V106H82ZM94 107V106H93ZM117 107V108H118ZM126 107V106H125ZM130 107V106H129ZM128 106L126 108H129ZM130 107V108H131ZM135 107V106H134ZM150 107V106H149ZM60 108V106H59ZM70 108V107H69ZM71 108V110H73ZM90 108V106H89ZM86 107V109H89ZM143 108V107H142ZM187 108V107H186ZM68 109V108H67ZM74 109V110H75ZM98 109V108H97ZM121 109V108H120ZM79 110V109H78ZM85 110V109H84ZM93 110V109H92ZM109 110V109H108ZM111 110V109H110ZM179 110V109H178ZM62 111V109H61ZM99 111V109H98ZM98 111H90L87 112L86 114L81 115V118L84 123L82 124L81 128L78 130V132H76L74 134V137L72 142H77L78 139V143L81 142L84 137L94 134V133H98L99 131V126L102 124L101 120H107V122H111L108 124H113L114 126H116L117 122L122 121L121 116H119L120 118L116 117V113L115 112L113 114L110 115L111 112L107 111L105 112V115L103 112H100L102 114H99ZM137 111V110H136ZM122 112V111H121ZM179 112V111H178ZM185 112V111H184ZM62 113V112H60ZM72 113V112H71ZM120 113V112H119ZM123 113H120V115H122ZM77 114V113H76ZM75 114V115H76ZM188 114V115H189ZM70 115V113L68 114ZM80 116V115H79ZM78 116V117H79ZM158 116V115H157ZM132 117L133 120H132ZM156 117V116H155ZM77 118V117H76ZM113 118V119H112ZM150 118V117H149ZM47 119V118H46ZM75 119V118H74ZM176 119V118H175ZM198 119H194L196 120V124H197V120ZM48 120V119H47ZM46 120V121H47ZM79 120V119H77ZM105 120V121H106ZM159 120V119H158ZM104 121V122H105ZM132 121V122H131ZM185 121V120H184ZM190 121V120H189ZM193 120H191V123H195L192 122ZM49 122V121H48ZM71 122V120H70ZM75 122V121H73ZM71 122V123H73ZM151 122V121H150ZM187 122V120H186ZM185 122V124H186ZM76 123V122H75ZM143 123V122H142ZM165 123V124H166ZM172 123V122H171ZM175 123V122H174ZM190 123V124H191ZM38 124V123H37ZM55 124V123H54ZM145 124V122L143 123ZM195 124V125H196ZM72 125V124H71ZM76 125V124H75ZM152 125V124H151ZM156 125V124H155ZM189 125V124H188ZM59 126V125H58ZM143 126V125H142ZM166 126V125H165ZM172 126V125H171ZM175 125H173L174 127ZM180 126V125H179ZM182 126V125H181ZM184 126V125H183ZM191 126V125H189ZM185 127V126H184ZM187 127V126H186ZM185 127V128H186ZM199 127V125L197 126ZM166 128V127H165ZM169 128V127H168ZM181 128V127H179ZM178 128V130H179ZM13 129V128H12ZM29 129V128H28ZM39 129V128H38ZM74 130V129H73ZM14 131V130H13ZM11 131V132H13ZM172 131V130H171ZM45 132V131H44ZM47 132V130H46ZM56 132V131H55ZM58 132V131H57ZM113 132V131H112ZM170 132V131H169ZM16 133V130L15 132ZM157 133V134H156ZM165 134L166 137V133L163 132ZM6 134V133H5ZM30 134V132H29ZM45 134V133H44ZM51 134V133H50ZM101 134V133H99ZM107 134V133H106ZM109 134V133H108ZM130 134H132L130 136ZM156 134V135H155ZM8 135V133H7ZM7 135L5 136V138L7 137ZM11 135V134H10ZM178 135V134H176ZM181 135V136H180ZM41 136V135H40ZM47 136V135H46ZM68 136V134H67ZM106 136V135H105ZM163 136V135H162ZM191 137V140L193 138L192 144L190 147L189 144L187 143V140H185L184 138L186 137ZM93 137V135H92ZM112 137V136H111ZM117 137V136H116ZM4 138V139H5ZM11 138H14L13 136ZM87 138V137H86ZM89 138V137H88ZM98 138V137H97ZM109 138V137H107ZM30 136L29 135H17V139L15 141H11L12 143L9 144V147L7 149H10V156H19V160H17L18 158H16L15 160L20 161V162H24V163H28L29 162V157L27 154L26 158L24 156L23 152V147L24 145H31L33 146V142L36 143L39 139H37V141H33L30 140ZM64 136L63 135H56V133L54 135H52L50 138H48L47 142H45V140L43 141V143H46V148L49 149L46 151V158L48 160V162L53 161V152L54 150L58 147H60V143L63 141ZM91 139V138H90ZM102 140V138H100ZM165 139V138H164ZM167 139V138H166ZM3 140V139H1ZM6 140V139H5ZM70 140V141H71ZM99 140V139H98ZM112 140V139H111ZM114 140V139H113ZM89 141V140H88ZM92 141V140H91ZM103 141V140H102ZM98 142V141H97ZM164 141H162L163 143ZM70 143V142H69ZM73 143L75 146L77 144ZM87 143V140H86ZM85 143V145H86ZM95 143V142H94ZM104 143V142H103ZM102 143V144H103ZM112 143V142H111ZM37 144L39 145V143L37 142ZM41 144V142H40ZM67 144V143H66ZM99 144V143H98ZM109 144V143H108ZM166 144V143H165ZM43 146V144H41ZM62 145V144H61ZM84 145V144H83ZM88 145V144H87ZM97 145V144H96ZM95 145V146H96ZM115 145V143H114ZM5 146V145H4ZM65 146V144H64ZM64 146H61L64 148ZM74 146V147H75ZM82 146V144L80 145ZM108 147V146H107ZM118 147V148H119ZM190 147V148H189ZM25 148V147H24ZM43 148V147H42ZM67 148V147H65ZM102 148V147H101ZM106 148V146H105ZM111 148V147H109ZM215 149V151H213V149ZM27 149V148H26ZM34 149V153L38 152V156H43L45 153L44 148L40 149V146L33 148ZM32 149V150H33ZM77 148H75L76 150ZM108 149V148H107ZM57 150V149H56ZM60 150V149H59ZM79 150V149H78ZM82 150V149H81ZM71 151V148H70ZM69 151V152H70ZM74 151V150H73ZM181 151V153H180ZM8 150H5V154H7ZM82 152V151H81ZM28 153H32V152H28ZM68 153V152H67ZM3 154V153H1ZM66 154V153H65ZM136 154V156L138 154L139 158L141 160H150L151 161V166H148V169H143V168H137L135 167V164L133 162L134 160V156ZM67 155V154H66ZM71 155V154H70ZM182 155H187V170L185 171V173H183L181 176L175 178L174 176H172V171L177 168L180 163L178 162V158L179 161H181L182 159L180 158V156ZM8 156V155H7ZM33 156V155H32ZM35 156V155H34ZM63 156V154H62ZM65 156V155H64ZM1 157V156H0ZM58 157V156H57ZM61 157V156H60ZM105 157V156H104ZM68 158V156H67ZM65 158V159H67ZM76 158V157H75ZM39 159V158H38ZM137 159V158H136ZM184 159V157H183ZM12 160V159H11ZM243 160L247 163V167L244 169H241V166H236L235 168H237L234 172H232L231 167L235 164V162L237 163L238 161ZM39 161V160H38ZM41 161V160H40ZM65 161V160H64ZM75 161V160H74ZM58 162V161H57ZM60 162V161H59ZM63 162V161H62ZM70 162V161H68ZM76 162V161H75ZM36 163V162H35ZM42 163V161H41ZM40 163V164H41ZM72 162H70L69 164H71ZM9 164V163H8ZM21 164V163H20ZM19 163H17L16 161L12 162L4 172H2L0 174V184L2 183V178L4 175L6 174H10V173H15L16 171H20L22 170L23 172L25 171L21 166L23 164L20 165ZM60 164V163H59ZM79 164V165H80ZM5 165V164H4ZM67 165V164H66ZM78 165V166H79ZM239 165V164H238ZM245 165V164H243ZM242 165V166H243ZM83 167V165H81ZM26 167V166H24ZM46 167V166H45ZM183 167V166H182ZM41 168V167H40ZM39 168V169H40ZM38 169V173L39 170ZM80 169V168H79ZM85 169V168H84ZM92 169V168H91ZM35 170V169H33ZM53 170V169H52ZM27 171V170H26ZM83 171V170H82ZM94 172V171H93ZM149 172V173H150ZM42 173H44L42 171ZM242 173V174H241ZM30 174V173H29ZM37 174V173H36ZM80 174V173H79ZM174 174V173H173ZM179 175V174H178ZM15 176V175H14ZM25 177V176H23ZM22 177V178H23ZM44 177V175H43ZM90 177V174H89ZM131 177V176H130ZM134 177V176H132ZM131 177V178H132ZM27 178V177H26ZM42 178V177H41ZM140 178V180H139ZM130 179V178H129ZM133 179V178H132ZM25 180V179H24ZM23 180V181H24ZM34 180V178H33ZM37 180V179H35ZM117 180V179H116ZM168 185L167 184V182ZM237 180V179H236ZM239 180V179H238ZM32 181V180H31ZM30 181V183H31ZM40 181V180H39ZM130 181V180H129ZM127 180V182H129ZM151 181V180H150ZM17 179L15 177H13L12 179V183H16ZM28 182V181H27ZM38 182V181H37ZM152 182V181H151ZM33 183V182H32ZM35 183V182H34ZM28 184V183H25ZM37 184V183H36ZM35 184V185H36ZM88 184V182L86 183V185ZM109 184V183H108ZM145 184V183H143ZM239 184V185H238ZM24 185V184H23ZM81 185V184H80ZM259 185V184H258ZM31 186V185H30ZM79 186V185H78ZM101 186V187H102ZM211 186V185H210ZM25 187V186H23ZM27 187V186H26ZM35 187V186H34ZM84 187V186H83ZM108 187V186H107ZM140 187V186H139ZM206 187V186H205ZM235 187L239 188V192L241 194H243V192H245V195L247 194V199H238V195H236L235 192ZM255 187V186H254ZM20 188V187H19ZM29 188V187H28ZM31 188V187H30ZM81 188V187H79ZM78 188V189H79ZM99 188V186H98ZM98 188L93 191L94 193L98 190ZM141 188V187H140ZM139 188V189H140ZM253 188V187H251ZM251 188H249L248 190H250ZM259 188L256 187L255 189L257 190ZM13 189V188H12ZM25 189V188H24ZM37 189V188H36ZM85 189V188H84ZM83 189V190H84ZM128 189V188H127ZM138 189V188H137ZM203 189V188H202ZM210 189V188H209ZM213 191V188H211ZM260 189V188H259ZM14 190V189H13ZM72 190V189H71ZM82 190V189H81ZM80 191L78 193H75L73 195H71L70 197L67 198V200L72 203V204H78L79 201L81 200H85L88 194L89 190L87 188V190L85 191ZM110 190V189H107ZM135 190V189H134ZM206 190V189H205ZM21 191V190H19ZM68 191V190H67ZM78 190H76L77 192ZM111 191V190H110ZM133 191V190H132ZM202 191V190H201ZM243 191V192H242ZM261 191L264 192V187L261 189ZM69 193H71L70 191H68ZM73 192V191H72ZM98 192V191H97ZM130 192V191H129ZM139 192V191H138ZM207 192V191H206ZM19 193V192H18ZM33 193V192H32ZM65 193V192H64ZM7 194V193H6ZM91 194V193H90ZM113 194V192L111 193ZM148 194V196H147ZM13 195V194H12ZM65 195V194H64ZM77 195H81L79 196L80 198L77 199ZM141 195V194H140ZM139 195V196H140ZM219 195V194H218ZM11 196V195H10ZM66 197L68 196L67 193L65 195ZM94 196V195H93ZM111 196V195H110ZM199 196V195H198ZM8 196H6L7 198ZM14 197V196H13ZM12 197V198H13ZM82 197V198H81ZM197 197V196H196ZM5 198V197H4ZM11 198V199H12ZM17 198V197H16ZM8 199V198H7ZM10 199V200H11ZM1 200V199H0ZM92 200V199H90ZM100 200V199H99ZM197 200V201H195ZM60 201V200H59ZM87 201V200H86ZM84 201V202H86ZM67 202V201H66ZM65 202V203H66ZM105 202V201H104ZM48 203V202H47ZM59 203V202H58ZM88 203V202H87ZM14 204V202H13ZM20 204V202H19ZM22 204V203H21ZM71 204V205H72ZM95 204V203H94ZM197 204V205H195ZM74 205V206H75ZM86 205V204H85ZM103 205V204H102ZM1 206V205H0ZM28 206V205H27ZM58 206V205H57ZM70 206V205H69ZM94 206V205H93ZM92 206V207H93ZM2 207V206H1ZM15 207V206H14ZM13 207V208H14ZM21 206H19L18 208H20ZM40 207V205H39ZM51 207V206H50ZM81 207V206H80ZM203 207V210L200 211L199 208ZM11 208V207H10ZM49 208V207H48ZM72 208V206H71ZM12 209V208H11ZM10 209V210H11ZM21 209H23L21 207ZM29 209V208H28ZM27 209V210H28ZM42 209V208H41ZM44 209V208H43ZM53 209V208H52ZM51 209V210H52ZM66 209V208H65ZM85 209V207H84ZM89 209V208H88ZM16 210V209H15ZM18 210V209H17ZM40 210V209H39ZM79 210V209H78ZM14 211V210H13ZM20 211V210H19ZM25 211V209H23V212ZM65 211V210H64ZM74 211V210H73ZM26 212V211H25ZM36 212V211H35ZM60 212V211H59ZM63 212V211H62ZM61 212V213H62ZM75 212V211H74ZM20 213V212H19ZM47 213V212H46ZM64 213V212H63ZM67 213V212H66ZM34 214V213H33ZM44 214V212L42 213ZM54 214V213H53ZM134 214V212H133ZM21 215V214H20ZM32 215V214H31ZM48 215V214H45ZM56 215V214H55ZM62 215V214H61ZM60 215V216H61ZM65 215V214H64ZM36 216V215H35ZM41 216V215H40ZM53 216V215H52ZM69 216V214H68ZM76 216V215H75ZM74 216V217H75ZM135 216V214H134ZM43 217V216H41ZM64 217V216H63ZM61 218L64 220V218ZM157 218V221H154L153 218ZM29 218V217H28ZM54 218V217H53ZM58 218V217H56ZM60 218V217H59ZM134 218V217H133ZM196 218V220H195ZM214 218V217H213ZM33 219H35L33 217ZM49 219V217H48ZM27 220V219H26ZM25 220V221H26ZM39 220V219H38ZM47 220V219H46ZM44 220V221H46ZM67 220V219H66ZM70 220V219H69ZM153 220V222H152ZM53 221V220H52ZM2 220V224H3ZM43 222V221H42ZM69 222V221H66ZM136 222V221H135ZM140 222V221H139ZM12 223V222H11ZM10 223V224H11ZM26 223V222H25ZM31 223V222H30ZM133 223V222H132ZM137 223V222H136ZM27 224V223H26ZM29 224V223H28ZM131 224V223H130ZM5 225V224H4ZM38 225V224H37ZM51 225V224H49ZM181 225V224H180ZM179 225V227H175L178 228V232H180L179 230H181V226ZM204 225V224H203ZM7 226L9 227V225L7 224ZM6 226V227H7ZM26 226V225H25ZM136 226V225H135ZM139 226V225H138ZM141 226V225H140ZM183 226V225H182ZM262 226V228H261ZM4 228V229H8ZM12 227V226H11ZM24 227V226H23ZM22 227V228H23ZM36 227V226H35ZM56 227V226H55ZM62 227V224L59 223V225L57 226V228L55 229V231H58L60 228ZM13 228V227H12ZM42 228V227H41ZM49 228V227H48ZM64 228V227H63ZM71 228V227H70ZM141 228V227H140ZM180 228V229H179ZM3 229V230H4ZM10 229V228H9ZM8 229V232H9ZM19 229V228H18ZM25 229V228H24ZM53 228H51L52 230ZM143 229V228H142ZM21 230V229H20ZM33 230V229H32ZM67 230V229H66ZM132 230V229H131ZM130 230V231H131ZM216 230V229H215ZM26 231V230H25ZM29 231V230H28ZM128 231V230H127ZM135 231V230H134ZM185 231V229H183V232ZM2 232V231H1ZM42 232V231H41ZM60 232V231H59ZM57 232V233H59ZM62 232V230H61ZM142 232V231H141ZM173 232V231H172ZM171 232V235H172ZM182 232V230H181ZM180 232V233H181ZM21 233H23L21 231ZM177 233V232H176ZM214 233V232H213ZM219 233V232H218ZM4 234V233H2ZM10 234V233H9ZM8 234V236H9ZM47 234V233H46ZM169 234V233H168ZM178 234V233H177ZM209 234V233H207ZM13 235V234H12ZM11 235V236H12ZM15 235V233H14ZM24 235V234H23ZM22 235V236H23ZM35 235V234H34ZM33 235V236H34ZM38 235V234H37ZM174 235V234H173ZM2 236V235H1ZM28 236V235H27ZM31 236V235H30ZM134 236V235H133ZM179 236V235H178ZM5 237V236H4ZM17 237V236H16ZM25 237V236H24ZM35 237V236H34ZM39 237V236H38ZM37 237V238H38ZM44 237V236H43ZM2 238V237H1ZM0 238V239H1ZM13 238V237H12ZM11 238V239H12ZM36 238V239H37ZM54 238V237H53ZM175 238V237H173ZM178 238V237H177ZM202 238V237H201ZM233 239V241L231 242L230 239ZM3 239V238H2ZM35 239V242L33 241V239L31 237H26L23 241L22 244L25 245V248H27L31 243L35 246V247H40L39 244V240L37 241ZM125 239V238H124ZM129 239V238H128ZM137 239V238H136ZM196 239V242H198V239ZM9 240V239H8ZM50 240V239H49ZM176 240V239H174ZM5 241V240H4ZM7 241V240H6ZM106 241V240H104ZM163 241V240H162ZM177 241V240H176ZM180 241V240H178ZM190 241V240H189ZM188 241V242H189ZM44 242V241H43ZM195 242V243H196ZM202 242V241H201ZM1 243V242H0ZM41 243V242H40ZM121 243V242H120ZM127 243V242H126ZM125 243V244H126ZM136 243V241H135ZM18 244V243H17ZM45 244V243H44ZM49 244V243H48ZM117 244V243H116ZM124 244V245H125ZM132 244V243H131ZM158 243L156 242L155 245H157ZM161 244V242H160ZM194 244V242L192 243ZM11 245V244H10ZM16 245V244H15ZM32 245V246H33ZM138 245V244H137ZM165 245V244H164ZM166 245V246H167ZM48 246V245H47ZM107 246V247H108ZM134 246V245H133ZM159 246V245H158ZM155 247V246H154ZM157 247V246H156ZM160 247V246H159ZM158 247V248H159ZM17 248V247H16ZM19 248V246H18ZM46 248V247H45ZM53 248V246H52ZM119 248V247H118ZM176 248V246H175ZM28 249V248H27ZM30 249V247H29ZM38 249V248H37ZM100 249V248H98ZM96 249V250H98ZM102 249V248H101ZM164 249V248H163ZM12 249L9 248V245L4 244L3 246L0 245V251L2 252H10ZM14 250V249H13ZM18 250V249H17ZM34 250V249H33ZM47 251L49 250L46 249ZM104 250V249H103ZM161 250V249H160ZM26 251V250H25ZM24 251V252H25ZM32 251V250H31ZM126 251V252H125ZM153 251V249L151 250ZM12 252V251H11ZM16 252V251H15ZM19 252V251H18ZM98 252V251H97ZM101 252V251H100ZM118 252V251H116ZM38 252H36L37 254ZM48 253V252H47ZM47 253L42 254L47 256ZM125 253V254H124ZM10 254V253H9ZM21 254V253H20ZM27 254V253H26ZM35 254V253H34ZM66 254V253H65ZM93 254V253H92ZM100 254V253H99ZM148 254H151L150 252ZM25 255V253H24ZM63 255V253H62ZM91 255V254H90ZM97 255V254H96ZM116 255H120V257H117ZM17 255H13V256H4L1 252H0V264H2V262H8V260L15 258ZM20 256V255H18ZM38 256V255H37ZM89 256V254H88ZM94 256V255H93ZM92 256V257H93ZM39 257V256H38ZM62 256H60L61 258ZM90 257V256H89ZM17 258V257H16ZM29 258V257H27ZM46 258V257H45ZM94 259V258H93ZM149 259V258H148ZM17 260H19V258H17ZM44 260V259H43ZM42 260V261H43ZM47 260V259H46ZM90 260V259H89ZM126 260V261H125ZM128 260V261H127ZM35 261V259H34ZM40 260V262H32V260H28L25 259L23 260V262L17 261V262H10V263H4V264H17V263H21V264H39L42 262ZM69 261V260H68ZM146 261V260H145ZM76 262V261H75ZM89 262V261H87ZM126 262V263H125ZM143 262V261H142ZM56 263V262H55ZM54 262L51 264H55ZM57 264V263H56ZM65 264V263H64ZM148 264V263H145Z\"/></svg>",
  "mask_w": 264,
  "mask_h": 264
}]
</instances>
